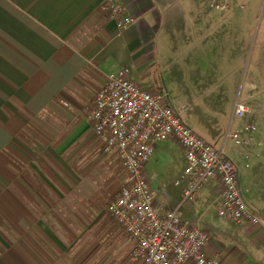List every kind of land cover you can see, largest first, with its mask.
Masks as SVG:
<instances>
[{
  "label": "crops",
  "instance_id": "obj_1",
  "mask_svg": "<svg viewBox=\"0 0 264 264\" xmlns=\"http://www.w3.org/2000/svg\"><path fill=\"white\" fill-rule=\"evenodd\" d=\"M104 1L0 0V264H135L134 242L116 225L129 253L125 247L119 256L100 251L96 218L108 215L124 181L118 184L121 166L103 153L104 142L87 120L95 96L124 67L134 82L154 90L147 86L164 38L182 34L235 55L248 35L247 26L227 28L238 17L213 15L219 11L212 0H121L135 23L120 32L99 10ZM191 45L183 51L172 42V76L180 85L193 62L202 65L193 58L206 51ZM176 149L183 165L176 180L185 160L174 140L158 144L147 167L156 188L166 187L158 198L165 210L178 205L182 192L162 180L157 166L175 158ZM219 191V182L210 181L195 205L212 234L209 253L225 254L223 264H264V213L254 209L259 226H234L223 215Z\"/></svg>",
  "mask_w": 264,
  "mask_h": 264
},
{
  "label": "built area",
  "instance_id": "obj_2",
  "mask_svg": "<svg viewBox=\"0 0 264 264\" xmlns=\"http://www.w3.org/2000/svg\"><path fill=\"white\" fill-rule=\"evenodd\" d=\"M214 10H244L241 0H212ZM120 32L130 28L134 19L121 0H105L99 6ZM256 116L254 109L237 103L234 117ZM94 133L104 142L103 153L116 157L126 179L108 202L106 213L133 242L131 261L135 264H223L225 254L211 255L210 230L203 224V214L195 209L210 181H218V200L225 218L234 226H259L262 220L246 202L240 174L233 157L236 149L228 146L246 144L243 134L257 130L245 123L238 132H228L222 147L214 148L184 123L170 104L165 91L152 92L130 78L126 67L107 77L97 92L87 114ZM178 143L184 153V168L173 186L180 188L178 205L165 210L158 198L166 187L156 188L157 177L148 175L147 167L156 146L168 140ZM191 218L184 220L182 212ZM207 213L209 211L207 210ZM211 225L216 218L211 216Z\"/></svg>",
  "mask_w": 264,
  "mask_h": 264
},
{
  "label": "rangeland",
  "instance_id": "obj_3",
  "mask_svg": "<svg viewBox=\"0 0 264 264\" xmlns=\"http://www.w3.org/2000/svg\"><path fill=\"white\" fill-rule=\"evenodd\" d=\"M241 2L245 5L244 10L212 12L213 15L232 19L238 17L237 23L227 22V28L240 25L249 28L244 30L248 35L241 41V51L231 55L230 49L220 50L213 45L204 48L203 40L195 39L187 42L182 38V34L180 40L164 38L160 46L158 45V50L160 48L158 68L151 69L149 82L152 85L147 87H152L154 89L152 91L163 89L167 92L170 104L183 117L184 123L216 149L222 147L228 132L240 131L245 123L253 122L257 126V130L252 134L241 136L246 144L236 145L230 141L228 146L234 147L238 152V155L233 158L240 174L246 202L258 213H264V0H241ZM176 41L183 51L188 49L186 44L189 43H192V49L206 50L198 58H193V60L200 59L202 65H195L198 60L193 62L194 71L183 78L182 85L172 76L171 48L172 42L176 44ZM237 103L254 109L257 115L233 117ZM176 150L178 154L175 158H168L158 163L159 166L154 163L162 175V180L170 183V188L175 192L178 189L173 186V183L183 167L179 159V149ZM117 176L118 184L126 179V173L123 170L117 173ZM108 217V215H99L96 218V231L101 232V254L119 256L123 254L121 250L124 247L129 253L130 248L126 241L119 240L123 237L117 236L114 231L120 230L119 235L121 233L124 234L123 236L127 235L117 227L118 230L114 221ZM109 221L111 232H109Z\"/></svg>",
  "mask_w": 264,
  "mask_h": 264
}]
</instances>
